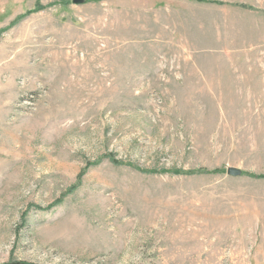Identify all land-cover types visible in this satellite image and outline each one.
I'll return each instance as SVG.
<instances>
[{"label":"rangeland","instance_id":"obj_1","mask_svg":"<svg viewBox=\"0 0 264 264\" xmlns=\"http://www.w3.org/2000/svg\"><path fill=\"white\" fill-rule=\"evenodd\" d=\"M83 1L0 0V264H264V0Z\"/></svg>","mask_w":264,"mask_h":264},{"label":"water","instance_id":"obj_2","mask_svg":"<svg viewBox=\"0 0 264 264\" xmlns=\"http://www.w3.org/2000/svg\"><path fill=\"white\" fill-rule=\"evenodd\" d=\"M83 0H73L74 4H82ZM229 176L238 177L242 174V171L236 168H229L227 171ZM11 264H25V263H11Z\"/></svg>","mask_w":264,"mask_h":264},{"label":"trees","instance_id":"obj_3","mask_svg":"<svg viewBox=\"0 0 264 264\" xmlns=\"http://www.w3.org/2000/svg\"><path fill=\"white\" fill-rule=\"evenodd\" d=\"M197 1H199V2H204V3H208V4H216V3H218V2H216V1H208V0H197ZM23 17H18L17 19H16V21H14L13 23H12V27L13 26H15L16 24H18L19 23V21H20V19H22ZM3 32V30H0V34ZM256 178H264V175H261V176H259V177H256ZM73 192V191H72Z\"/></svg>","mask_w":264,"mask_h":264}]
</instances>
